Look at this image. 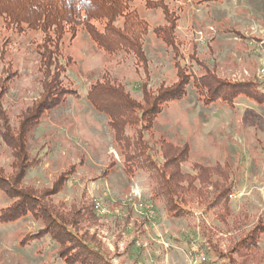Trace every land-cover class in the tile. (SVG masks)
Segmentation results:
<instances>
[{"label":"rangeland","instance_id":"1","mask_svg":"<svg viewBox=\"0 0 264 264\" xmlns=\"http://www.w3.org/2000/svg\"><path fill=\"white\" fill-rule=\"evenodd\" d=\"M156 2L129 4L148 29L144 65L132 54L104 53L83 29L65 35L59 79L67 95L32 125L23 120L41 94L42 35L0 18V264H68L43 233L39 210L26 207L31 200L62 214L88 210L90 224L68 228L75 239L93 237L109 264H194L196 257L203 258L197 264H264V236L243 241L258 220L264 233V93L260 102L239 95L204 104L190 85L153 123L155 137L189 148L183 171L191 163L230 167L225 222L217 219L223 208L203 213L195 203L181 207L183 218L169 217L162 200H151L148 174L123 161L106 116L86 99L105 76L112 91L139 101L138 86L154 92L176 82V65L190 84L208 71L264 92V0ZM169 26L174 52L160 34Z\"/></svg>","mask_w":264,"mask_h":264},{"label":"trees","instance_id":"2","mask_svg":"<svg viewBox=\"0 0 264 264\" xmlns=\"http://www.w3.org/2000/svg\"><path fill=\"white\" fill-rule=\"evenodd\" d=\"M131 1L0 0V18L5 23L14 27H25L42 35V40L36 45L38 72L42 76L41 94L27 110V113L32 114L24 122L32 125L31 122L55 108L67 95L59 79L63 69L60 61L65 35L73 39L76 32L83 29L104 53L132 54L141 65L145 64L142 48L148 29L145 24L136 20L135 11L129 10ZM160 2L162 0H157L156 3ZM118 20H123L121 26L118 25ZM172 30L169 26L168 29L160 30V34L163 43L167 45L171 42L174 52L173 37L168 36ZM153 33L154 37L161 38L159 33ZM176 70V82L167 86L158 85L152 93L145 89L148 83L138 86L141 95L139 101L130 98L121 89L115 88L112 91L105 76L100 85H94L88 90L86 99L106 116L123 161L148 174L151 200H162L169 217L183 218L185 215L181 207L195 203L197 206H204L206 210L203 213L217 207L223 208L224 212L217 214V219L225 222L229 215L228 197L233 191V185L229 182L232 175L230 167L227 164L220 168L219 165L205 167L191 163V171H183L182 165L190 160L189 148L173 144L162 136L155 137L152 132L153 123L168 103L186 96L190 85L204 104H208L206 101L209 104L215 101L230 104L239 95H251L255 101L260 102L264 92H258V88L252 92L245 85L225 83L208 71L193 78L190 84L189 79L192 76L190 78L182 66L176 65ZM130 131L131 133H127ZM8 181L3 179L6 185ZM24 203L32 212L39 210L45 221L43 233L61 245L59 254L66 263L109 264L93 237L88 242L75 239L69 229H76L80 223L90 224L94 219L88 210L70 209L62 214L55 207L49 206L48 211L43 204L34 203V200ZM16 217L11 216L10 220ZM260 221L258 220L243 241L264 235L263 231L258 230ZM66 243L70 246H66ZM244 243L246 245L248 242Z\"/></svg>","mask_w":264,"mask_h":264},{"label":"built area","instance_id":"3","mask_svg":"<svg viewBox=\"0 0 264 264\" xmlns=\"http://www.w3.org/2000/svg\"><path fill=\"white\" fill-rule=\"evenodd\" d=\"M151 208H152L151 206H146V209L148 210L147 211V215H150L151 214V212H150ZM202 260H203L202 257L201 258L196 257V259L194 261V264H197L199 261H202Z\"/></svg>","mask_w":264,"mask_h":264},{"label":"crops","instance_id":"4","mask_svg":"<svg viewBox=\"0 0 264 264\" xmlns=\"http://www.w3.org/2000/svg\"><path fill=\"white\" fill-rule=\"evenodd\" d=\"M263 236H264V235L260 236V238L262 239V238H263ZM260 238H259V240H260Z\"/></svg>","mask_w":264,"mask_h":264}]
</instances>
